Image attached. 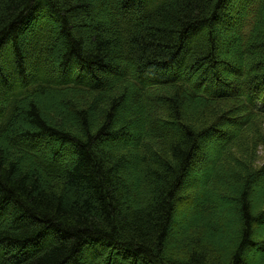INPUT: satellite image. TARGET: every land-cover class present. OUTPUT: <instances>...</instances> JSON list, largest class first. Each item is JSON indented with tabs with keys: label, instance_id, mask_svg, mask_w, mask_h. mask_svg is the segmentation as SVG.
I'll use <instances>...</instances> for the list:
<instances>
[{
	"label": "trees",
	"instance_id": "1",
	"mask_svg": "<svg viewBox=\"0 0 264 264\" xmlns=\"http://www.w3.org/2000/svg\"><path fill=\"white\" fill-rule=\"evenodd\" d=\"M233 1L0 0V264L264 253V0H236L234 17ZM102 6L108 22L88 14ZM195 207L202 227L176 233Z\"/></svg>",
	"mask_w": 264,
	"mask_h": 264
},
{
	"label": "rangeland",
	"instance_id": "2",
	"mask_svg": "<svg viewBox=\"0 0 264 264\" xmlns=\"http://www.w3.org/2000/svg\"><path fill=\"white\" fill-rule=\"evenodd\" d=\"M233 2H234V6L232 7L230 15H233V17H234V16H236L235 12L237 10H239V4H238V2L236 0H234ZM107 12H108V9L105 6H102V7L94 8L88 14H93L94 16H97V17H100V18H104V21L108 22L110 20V18L108 16L107 17L105 16ZM76 15L77 16H72V17L70 16V19L72 21L75 20L77 22V20L82 18L85 14L80 12V13H78ZM82 30H83L82 31V35L80 37L85 39V40H89L90 38H92V36L95 35V32H96V31H90V29H84V28H82ZM231 44H232V40H230V45ZM58 45L60 46V43ZM58 102H59V98H56V97L55 98H50L49 97L44 102H41L40 104L44 108L43 110H45V114L48 115V116H51L53 113L58 114L60 112V110H62L61 106H60V103H58ZM111 144H116V142L113 141V142H111ZM220 146H222V145L219 142H217V144L213 145L212 147H209V150L207 151V154H208V157L210 158V160H212L214 158V156L216 154V151L218 150V148ZM252 147L256 149L255 150V152H256L255 160H254L253 164L257 168H261L264 165V146L260 145V144H253ZM39 149H42V148L40 147ZM192 180L193 181H191V182H193L192 184H194L195 186H197V187H199L201 189H203L205 187V177L194 176ZM262 183L264 184V182H262ZM261 186L264 187V185H262V184H261ZM262 189H264V188H262ZM263 194L264 193L262 191L261 194H259L257 196V200L260 198L262 200V202H264ZM181 212H182V210H181ZM183 212L176 219V226H177L176 227V233H178L182 229L186 228V224H188V222L192 221L193 218L196 217V213H197V216L200 214L197 207L189 209L187 213H183ZM214 212H216L215 217L217 219H221L220 217L224 218L226 216L225 217L226 219H224V223L226 225H228L227 226L228 227L227 230L223 229V224L221 222H219V221L215 222V224H214V226L219 227L220 230L222 231L220 236L217 237L218 238L217 239L218 242L220 243V245H226L227 241L229 239H231V237L233 235V232L235 231V228L232 225V221H233V219L231 218L232 215H231V213H230V215H229L228 212L226 213L225 209H222V211L217 210V211H214ZM217 212H218V214H217ZM211 213L212 212H209L207 214H204V213L201 214L203 219L206 222L210 221V215H212ZM190 224H191V226L189 225L188 229L194 228L195 225H197V228L202 227V225L200 223L196 224V221L195 222H190ZM256 230H257V233H258V239L260 240V242L262 241L264 243V223ZM221 239H222V241H221ZM171 249H172V245H171ZM263 261H264V253H261V251H258L256 249H252L248 253L247 262L245 264H263Z\"/></svg>",
	"mask_w": 264,
	"mask_h": 264
}]
</instances>
